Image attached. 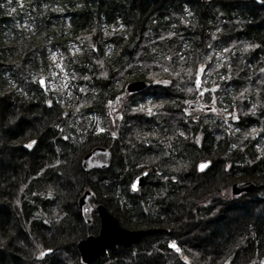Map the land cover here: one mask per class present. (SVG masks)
Masks as SVG:
<instances>
[{
  "label": "trees",
  "instance_id": "trees-1",
  "mask_svg": "<svg viewBox=\"0 0 264 264\" xmlns=\"http://www.w3.org/2000/svg\"><path fill=\"white\" fill-rule=\"evenodd\" d=\"M25 17L31 29L15 24ZM198 74L212 90L207 105L227 119L184 112L198 98ZM135 81L146 90L128 94ZM123 89L119 175L86 172L81 159L98 142L88 118L104 122L106 102ZM0 108V144H13L10 153L0 146L11 160L0 168V264H81L77 242L99 231L96 215L86 224L78 213L86 190L121 227L170 231L95 264H264L262 0H0ZM143 171L132 197L129 183ZM238 181L259 190L233 198ZM223 219L229 230L219 237Z\"/></svg>",
  "mask_w": 264,
  "mask_h": 264
},
{
  "label": "water",
  "instance_id": "water-1",
  "mask_svg": "<svg viewBox=\"0 0 264 264\" xmlns=\"http://www.w3.org/2000/svg\"><path fill=\"white\" fill-rule=\"evenodd\" d=\"M44 79H40V81ZM39 81V83H40ZM197 88H200V76L196 80ZM41 84V83H40ZM44 88V83L41 84ZM146 84L141 81L131 82L127 85L128 93H137L144 90ZM205 93L203 88L200 95ZM200 106L199 102L192 104L190 107L192 109L198 108ZM208 109V108H204ZM111 159V153L108 149L104 147H96L89 151L81 159V168L88 172L94 169H105L109 167ZM201 164L209 163L207 161L201 162L197 166V171L202 172L200 169ZM146 173L136 175L131 180L129 185V194L132 197H139L141 194V189L144 183V177ZM133 183L136 184V188L133 189ZM258 189V186L252 181H238L234 182L230 187V193L233 197L240 195H247L253 193ZM90 197V192L85 191L78 199V211L81 219L86 223L91 222V206L88 202ZM97 212L100 218L99 232L95 236H88L79 240L76 244V250L81 264H94L100 257H102L106 251L115 250L117 247L129 248L135 244H138L140 240L145 236L158 235L160 233H168V229H127L121 227L118 220L109 213L103 205L97 206Z\"/></svg>",
  "mask_w": 264,
  "mask_h": 264
},
{
  "label": "flooded vegetation",
  "instance_id": "flooded-vegetation-1",
  "mask_svg": "<svg viewBox=\"0 0 264 264\" xmlns=\"http://www.w3.org/2000/svg\"><path fill=\"white\" fill-rule=\"evenodd\" d=\"M153 84H155V83H153ZM160 84H164V82L156 83L155 85L158 86ZM201 88H205L207 90V93H204L203 95H199L200 89H198L196 87V90H197L196 96L198 98L195 100V102H199L200 103V106L198 107L199 109L198 108L190 109L189 106L192 103H194V102L185 101L184 102V104H185L184 112H186V115L187 116H195L196 119H199V118H201V116L203 117V114L206 115L208 112H215L219 116L225 117L227 119L228 116H224V114L219 109H217L213 103L210 104L211 105V109H209V110L208 109L203 110L204 107L209 106V105H207V102H206V100H207V94H208V91H212V90L211 89H207L206 87L202 86V84H201ZM125 93L126 92L123 89L119 99H118V97H115L113 100H108L106 102L105 110H104V114H103V116L105 118V121L101 125L102 131H101V133L99 131H94V138L93 139L98 140V142H97L96 146H94L93 148H96V147H104V148H106V149L109 150V152L111 153V159H110L109 167H107L105 169H94V170H90V171H94V172H102L103 171L105 175H107V176H114V177L117 176V175H119L118 174L119 172H117V167H118V164H119L118 158L119 159L121 158V156H120L121 155L120 154L121 153V151H120V146L121 145L120 144L123 142V139L125 138V136H124V128H125V126H124L123 104L121 102V99L123 98V95ZM124 98H125V96H124ZM33 141L36 142V140H33ZM156 142H158L157 139H151V143L157 144ZM29 143L30 142H27L26 144H29ZM26 144H23L22 146L25 147ZM35 145L36 144H33L32 147H30V148L27 149V151L30 152L35 147ZM25 148H27V147H25ZM209 165H210V162H209ZM209 165H208V167H209ZM205 170L202 171L201 173L205 172ZM90 171H88V172H90ZM142 173H146V176L144 177V183H143V187H144L145 179L147 178V171H143L140 174H142ZM130 183H131V181H130ZM130 183H129V185H130ZM225 184H229V183H225ZM232 184L233 183L229 184V190H230V187H231ZM224 186L225 185L222 184L220 186V189H223ZM258 190H259V186H258V189L255 190L254 192H257ZM141 191H142V189H141ZM89 192H90V197L88 199V202H89V204L91 206V222L93 221L94 215H96L97 218H98L99 227H100V218H99V215H98V212H97V206L102 205V204L101 203H97L95 206H93L92 204H95V203H92L91 198L94 197V193H92L91 191H89ZM128 192H129V186H128ZM80 196L81 195H79L78 198H77V209H78V199H79ZM106 210L109 213H111L107 208H106ZM78 213H79V211H78ZM91 222H90V224H91ZM151 229H157V228H151ZM163 229H167V228H163ZM144 230H146V229H144ZM163 233H165V232H163ZM169 233H170V231L168 233H166V234H169ZM160 234H162V233H160ZM170 244L175 245V247H173ZM120 247H122V246H120ZM169 248L171 250H173L174 252H179V249L177 248L176 243L174 241H172L171 243H169ZM107 253H113V254L121 253V256L123 254V252H121V251L118 250V247L115 250H108ZM108 260L111 261L110 258Z\"/></svg>",
  "mask_w": 264,
  "mask_h": 264
},
{
  "label": "rangeland",
  "instance_id": "rangeland-1",
  "mask_svg": "<svg viewBox=\"0 0 264 264\" xmlns=\"http://www.w3.org/2000/svg\"><path fill=\"white\" fill-rule=\"evenodd\" d=\"M15 24L17 25V27H22V28H28V29H31V27L33 26V24H31V23H29V21H28V19L25 17V18H23L22 20H15ZM50 61H51V63L54 65V66H56L57 68H59V63H56L55 62V55L53 54L51 57H50ZM49 85L50 86V88L51 89H54L55 88V82H54V80H46L45 81V85ZM212 100L213 101H215V98L214 97H212ZM213 114H217V113H214V112H212ZM196 119V118H195ZM88 120L90 121V123H91V125L93 124V123H95V127H96V131H99L100 133H101V131H102V127H101V125L104 123L103 122V120H102V118L101 117H96V116H94V115H91L89 118H88ZM6 131H7V129H6ZM12 132H14V130H12ZM0 133H2L1 131H0ZM1 140V139H0ZM94 141V140H93ZM93 141H91V143H93ZM196 143H199V140H198V138L196 139ZM82 144H85V143H82ZM90 144V143H89ZM13 144H11V145H6L5 143H3V141H2V144H0V146L3 148V147H6L5 149H7L8 147L7 146H12ZM86 146H87V143L85 144ZM85 146V147H86ZM10 149V147L8 148V152L10 153V151H12L11 149ZM3 154L0 152V168L1 167H7V165L9 164V162L11 161L10 160V157H5L4 155L2 156ZM12 166V165H11ZM2 169V168H1ZM2 171V170H1ZM1 175H0V182L2 181V179H1ZM207 185V184H206ZM251 194L252 193H250V194H247L248 196H251ZM1 202V201H0ZM255 204V203H254ZM93 206H95L96 204H92ZM249 207H248V209L245 211V210H242L241 211V214L243 215V216H249V214L251 213V211H252V209L254 208V205L252 204V203H250V205H248ZM7 209H6V205L4 204H0V215L1 214H4L3 212L4 211H6ZM229 218V217H228ZM228 218H226V219H228ZM6 222V219L3 217H0V225L2 226V224H4ZM225 222V219H223V220H221V221H219V222H216V225H214V226H218V228L220 229V235H219V237H221V236H225V234H226V232H228V230H229V228H228V225L229 224H225L224 223ZM1 230V229H0ZM1 233V232H0ZM1 236L2 235H0V238H1ZM216 238H214V240H215ZM0 243H2V240H0ZM170 245H172V244H170ZM3 249H5V250H7V247L5 246V247H3ZM5 264H11V263H5Z\"/></svg>",
  "mask_w": 264,
  "mask_h": 264
},
{
  "label": "snow or ice",
  "instance_id": "snow-or-ice-1",
  "mask_svg": "<svg viewBox=\"0 0 264 264\" xmlns=\"http://www.w3.org/2000/svg\"><path fill=\"white\" fill-rule=\"evenodd\" d=\"M262 2H264V0H262ZM85 79H87V77H85ZM40 83L43 84L44 81L41 80ZM189 91H191V89H189ZM149 111H150V110H149ZM3 117H4V109L0 108V120H2ZM181 135H183V133H181ZM35 143H36L35 141H31L28 145H26V147H29V148H30V147H32V145L35 144ZM207 166H208L207 164H201V165H200V169L203 170V169L206 168ZM132 187H133V189H135V188H136V184L133 183ZM172 246L175 247V245H172ZM41 255L43 256L44 253H41Z\"/></svg>",
  "mask_w": 264,
  "mask_h": 264
},
{
  "label": "bare ground",
  "instance_id": "bare-ground-1",
  "mask_svg": "<svg viewBox=\"0 0 264 264\" xmlns=\"http://www.w3.org/2000/svg\"><path fill=\"white\" fill-rule=\"evenodd\" d=\"M146 84V83H145ZM147 88V84H146V87H145V89Z\"/></svg>",
  "mask_w": 264,
  "mask_h": 264
}]
</instances>
